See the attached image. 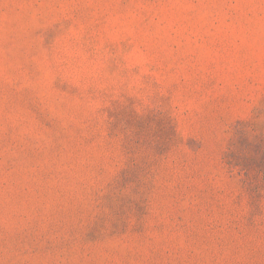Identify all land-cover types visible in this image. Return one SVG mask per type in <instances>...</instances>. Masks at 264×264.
Listing matches in <instances>:
<instances>
[{
    "label": "rangeland",
    "instance_id": "374dc122",
    "mask_svg": "<svg viewBox=\"0 0 264 264\" xmlns=\"http://www.w3.org/2000/svg\"><path fill=\"white\" fill-rule=\"evenodd\" d=\"M0 264H264V0H0Z\"/></svg>",
    "mask_w": 264,
    "mask_h": 264
}]
</instances>
